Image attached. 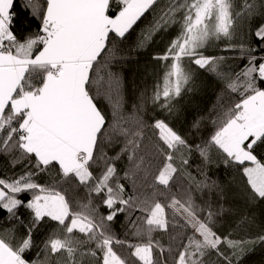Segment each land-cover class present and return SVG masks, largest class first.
<instances>
[{"label":"snow or ice","instance_id":"1","mask_svg":"<svg viewBox=\"0 0 264 264\" xmlns=\"http://www.w3.org/2000/svg\"><path fill=\"white\" fill-rule=\"evenodd\" d=\"M158 3L0 0V154L9 157L13 168L24 164L19 174L0 178V213L26 229L18 240L14 228L0 230V264H52L53 257L56 264H82L85 257L95 264H168L163 254L171 253L173 246L165 249L153 233L170 228L183 230L173 264H210L213 254L216 264L234 260L240 264L253 250L249 245L264 244V233L251 240L218 234L216 220L227 211L221 203L225 188L206 171L215 149L226 167L242 170L249 199L264 201V162L256 154L264 150V54H256L258 49L264 52V0H167L135 49H144L156 33L171 25L178 23L180 31L162 53L152 57L161 62L162 75L125 112L122 76L112 71V65L126 63L130 53H123L118 45ZM113 4L116 10L111 15ZM32 20L39 21L37 30L18 37L17 22ZM238 22L248 24L258 48L243 33L239 42H233ZM222 38L228 41L222 51L239 50L240 57L247 59L240 71L223 70L224 55L205 54L210 41ZM186 60L240 95L226 108L222 97L217 98L210 110L216 113L215 131L207 139L201 135L199 141L203 116L192 117L187 134L178 132L168 119L178 114L179 98L195 90V75L186 68ZM101 98L109 111L99 106ZM115 144L122 146L109 156L106 149ZM194 155L200 158L197 175L191 171ZM124 156L128 166L121 177L117 162ZM153 159L158 163L153 164ZM98 161L103 168L97 177L92 167ZM154 168L156 174L147 183ZM52 169L61 179L39 183V174ZM178 178L180 196L172 193ZM138 179L144 183L138 185ZM73 180L78 182L73 187L88 191L87 202L77 200L75 208L69 189L63 187ZM121 180L130 181L134 192L139 186L151 189V194L126 195ZM23 194L30 198L23 199ZM93 194L106 213L94 204ZM21 208L30 213L27 224L19 214ZM137 211L141 215L134 219ZM121 214L125 239L111 229ZM47 222L58 228L42 241L37 259L29 261L25 253L34 246V233ZM129 235L137 242H130ZM170 239L175 242L178 237ZM223 246L231 254L222 251Z\"/></svg>","mask_w":264,"mask_h":264},{"label":"trees","instance_id":"2","mask_svg":"<svg viewBox=\"0 0 264 264\" xmlns=\"http://www.w3.org/2000/svg\"><path fill=\"white\" fill-rule=\"evenodd\" d=\"M167 2V0H159V3L149 10L145 15L133 26V28L126 34V38L119 42V48L123 53L129 54L130 57L126 63L114 64L112 65V71L119 72L123 80V95H124V109L125 112L131 111V106L134 102H137V97L140 92L145 89L151 90L153 85L157 80L158 75H162L163 68L159 61L154 60L152 57L158 53H162L170 41L178 35L180 31V25H171L167 31L161 30L156 33L152 40L147 43L144 49H135L137 40L145 33L149 26L152 25L157 18L161 7ZM239 3V0H237ZM43 4V0H41ZM17 11H19V6H17ZM115 4H113V9L110 10V14L115 13ZM181 14H178V18ZM38 20H32L31 22L25 21L23 24L17 22L14 31L18 37H24L30 32H35L37 30ZM243 33L247 41H251L252 47H257L259 42L254 39L253 36L248 34V24L245 22L241 26L238 22L236 28L237 39L233 41L234 43L239 42V37ZM228 43L226 39L212 40L206 46L205 54L220 56L224 55L227 59L221 65L222 69L225 71L234 70L240 71L247 63L246 58H241L239 50L224 52L222 51L225 45ZM257 55H262L264 52L257 51ZM185 66L188 70L192 71L195 75V90L191 92H186L178 100L177 107L179 109L178 114L175 117H169L170 124L178 131L183 134H187L188 128L191 124L193 116H203L204 121L201 125V132L197 134V141H199L201 135L207 139L215 131V125L213 120L216 117V113H210L213 105L217 103V98L222 97L221 104L226 108L239 101V93H232L226 89L225 83L218 80L212 73L205 69H199L197 66L191 64L187 60L185 61ZM264 86V85H262ZM101 87H104L103 85ZM99 106L102 107L106 112L109 111V106L106 100L103 98L99 101ZM151 109V105L148 106ZM219 111V108H218ZM152 112L149 111L147 116H151ZM163 115V114H161ZM187 115V120L185 116ZM147 135L152 136L151 130H147ZM122 144H115L112 147H108L106 150L109 156H114L116 152L119 151ZM258 159L264 162V150L258 151ZM213 163L210 164L206 171L210 175L211 179L217 180L225 188V196L223 201L224 208L227 209L220 217L217 218L215 223V230L222 237L227 236L232 240H251L256 237L259 233H264V201L257 200L252 202L249 199L250 189L247 186L246 178L242 174V170H238L235 166L226 167L221 159V154L215 149L210 153ZM26 163V162H25ZM153 164H157L158 160L153 159ZM200 163V158L198 155L192 157V167L191 171L193 175H197L195 171V165ZM179 164V160H177ZM128 166L127 156H124L120 161L117 162V167L119 170V175L123 177L124 171ZM24 168V164H18L15 168L11 167L9 163V157L0 154V178L10 177L14 174H19ZM103 168L102 162H97L93 165L92 171L94 176H99ZM156 174V169H152V175L148 177L147 183H151L154 175ZM60 180L61 177L58 174L57 169H52L48 172L40 173L37 180L41 184H51L53 180ZM73 180L70 184L63 185L64 188H68V198L73 202V207H76V201L82 200L87 202L88 191L84 186L73 187L77 184ZM126 187V195L130 194H151V189H145L142 187H137L135 192L133 186L128 180H121ZM144 183V181L138 179V185ZM180 183L178 178L172 187V193L180 196V191L177 190L176 185ZM162 187V186H161ZM63 190V189H62ZM172 193H169V197ZM23 199L27 200L30 198V194H23ZM162 201L164 197H158ZM207 199V196L204 197ZM218 199V197H217ZM93 202L99 205V211L104 214L107 209L100 204L98 197L93 194ZM200 201L198 200V203ZM19 214L22 216L24 223L30 220V213L21 208ZM141 213L137 211L134 215V219L139 217ZM182 223V221H181ZM5 228H14L13 236L15 240H18L24 235L26 229L23 225L16 224L14 221L9 222L6 215L0 213V230ZM58 228L55 222H47L42 225L37 232L34 233V246L31 250L25 253V258L29 261L37 259V252L43 247L42 241L47 237L49 233ZM112 231L120 238L125 239V216L124 214L119 215L111 224ZM181 229H171L168 232L157 231L153 233V238L159 241L165 249L169 247L170 244L173 246V251L171 253L165 251L164 258H167L168 264H173V259L176 255V245L180 244L182 241L179 238ZM190 233V230H189ZM78 238H83L82 234H75ZM177 236L178 239L173 242L171 241V236ZM128 239L130 242H137L138 238L131 237L129 235ZM94 247V245H92ZM253 248L252 251L247 252L240 264H264V244L249 245ZM118 252L126 255V251L117 248ZM222 251H226L231 254V250L227 249L226 246L222 247ZM157 255L159 252L157 250ZM41 259L43 254H41ZM209 259L210 264H216L217 257L213 254ZM52 264H56V258L53 257ZM82 264H95V261L91 257H85ZM233 264H236L235 260Z\"/></svg>","mask_w":264,"mask_h":264}]
</instances>
